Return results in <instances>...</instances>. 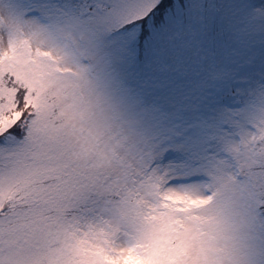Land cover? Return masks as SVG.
<instances>
[{
    "label": "snow or ice",
    "instance_id": "obj_1",
    "mask_svg": "<svg viewBox=\"0 0 264 264\" xmlns=\"http://www.w3.org/2000/svg\"><path fill=\"white\" fill-rule=\"evenodd\" d=\"M0 264H264V0H0Z\"/></svg>",
    "mask_w": 264,
    "mask_h": 264
}]
</instances>
